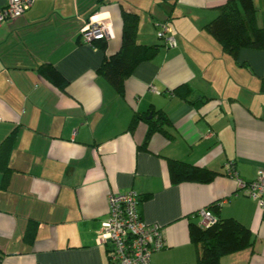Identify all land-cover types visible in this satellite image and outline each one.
I'll list each match as a JSON object with an SVG mask.
<instances>
[{
  "label": "crops",
  "instance_id": "crops-1",
  "mask_svg": "<svg viewBox=\"0 0 264 264\" xmlns=\"http://www.w3.org/2000/svg\"><path fill=\"white\" fill-rule=\"evenodd\" d=\"M226 1L35 0L0 26V145L14 136L5 186L0 170V264H109L98 231L109 195L128 190L142 197L141 217L162 229L152 264H197L190 224L214 204L253 238L220 264H264V214L225 172L230 161L245 181L264 171V49L228 52L206 28ZM124 9L139 15L138 41L161 49L120 94L99 69L121 47ZM92 18L109 27L108 40L84 43ZM160 23L175 45L159 39ZM45 66L65 77L63 88ZM160 113L165 130L149 135L146 119ZM169 159L217 174L174 184Z\"/></svg>",
  "mask_w": 264,
  "mask_h": 264
},
{
  "label": "trees",
  "instance_id": "trees-1",
  "mask_svg": "<svg viewBox=\"0 0 264 264\" xmlns=\"http://www.w3.org/2000/svg\"><path fill=\"white\" fill-rule=\"evenodd\" d=\"M256 13L254 0H227L220 5L218 16L209 22L206 28L228 52L236 53L242 47L264 49V27L258 24ZM138 22L139 15L136 12L123 10L121 47L118 52L106 57L99 69V72L120 94L124 92L126 78L132 74L136 66L153 59L161 49V44H144L138 41ZM161 24L158 25L159 28ZM158 37L165 46H168L163 38L159 35ZM102 41L106 40L99 39L94 44ZM105 46V44L102 45L103 48ZM44 68V72L56 84L62 88L65 86L66 79L57 69L52 66H45ZM181 86L182 88H179L178 91L187 88L186 85ZM156 116L157 118L153 116L146 119L149 124V135L156 130H165L163 125L167 121L166 117L162 113ZM13 138L14 136L11 134L0 145V170L4 174L3 186L7 184L9 174L13 169L9 165ZM145 143H148V139ZM169 169L171 181L174 184L182 182L209 183L217 174L216 171L205 166H198L177 159H169ZM225 172L227 173L226 167ZM141 200L142 197L140 196V203ZM211 206L215 211L219 209L218 205ZM207 208L211 209L210 207ZM29 225L28 235L29 238H33L36 225L31 223ZM190 236L192 242L198 246L197 264H220L222 256L249 246L253 239L252 231L236 218L218 216L217 221L207 227H203L199 223H191Z\"/></svg>",
  "mask_w": 264,
  "mask_h": 264
},
{
  "label": "built area",
  "instance_id": "built-area-1",
  "mask_svg": "<svg viewBox=\"0 0 264 264\" xmlns=\"http://www.w3.org/2000/svg\"><path fill=\"white\" fill-rule=\"evenodd\" d=\"M35 3V0H8L0 9V26L6 21L21 17ZM158 35L168 46L176 44L175 37L166 23H162ZM84 43L93 45L96 40L111 37L109 27L102 21L88 20L81 31ZM227 174L236 177L238 185L246 194L258 202L264 214V171L257 178L245 181L238 176L232 161L226 164ZM109 215L102 222L97 241L111 247L109 264H152L151 256L162 249L165 240L160 225L149 224L140 215V194L135 190L113 192L109 195ZM199 224L207 227L217 221V216L209 208L197 213Z\"/></svg>",
  "mask_w": 264,
  "mask_h": 264
},
{
  "label": "rangeland",
  "instance_id": "rangeland-1",
  "mask_svg": "<svg viewBox=\"0 0 264 264\" xmlns=\"http://www.w3.org/2000/svg\"><path fill=\"white\" fill-rule=\"evenodd\" d=\"M255 6L257 9V21H259V24L264 27V0H256Z\"/></svg>",
  "mask_w": 264,
  "mask_h": 264
},
{
  "label": "water",
  "instance_id": "water-1",
  "mask_svg": "<svg viewBox=\"0 0 264 264\" xmlns=\"http://www.w3.org/2000/svg\"><path fill=\"white\" fill-rule=\"evenodd\" d=\"M149 117H152V114H150V116Z\"/></svg>",
  "mask_w": 264,
  "mask_h": 264
}]
</instances>
